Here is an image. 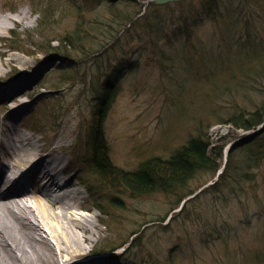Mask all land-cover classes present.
Instances as JSON below:
<instances>
[{"label": "rangeland", "instance_id": "obj_1", "mask_svg": "<svg viewBox=\"0 0 264 264\" xmlns=\"http://www.w3.org/2000/svg\"><path fill=\"white\" fill-rule=\"evenodd\" d=\"M65 1L0 0V127L10 123L39 139L44 149L62 143L60 134L68 133L63 136L68 148L56 147L54 152L66 170L57 180L63 184L70 176L73 184L62 191L77 189L76 199L84 209H76L74 215L85 222L91 238L83 245L91 252H103L92 256L91 262L73 264H264V179L260 175L264 166L256 175L258 184L246 183L250 191L243 194L231 186L216 191L209 184L180 209L176 194L154 191L137 196L98 184L86 165L95 122L92 101L100 84L114 72H121L120 85L100 122L114 164L136 169L145 158L167 157L190 137L200 135L209 140L208 154L218 168L225 165L235 142L259 128L243 130L231 120L264 99V0H219L215 19H201L196 26L193 40L197 44L201 39L204 56L191 48L185 50L187 58L179 53L177 62L169 63L161 51L150 49L155 45L149 46L147 36L142 41L137 35L128 36L107 45L106 50L116 46L101 58L75 59L69 67L76 66L77 74L68 81L59 75L67 69L62 66L66 58L52 53L64 45L60 38L71 29L76 14L83 13L84 21L88 16L105 18L108 6ZM140 3L143 8L155 5L149 0ZM49 4L57 23L46 33L39 16ZM226 5L230 14L225 13ZM40 33H46L52 53ZM175 37L170 36L173 44L180 42ZM248 39L251 44L244 43ZM128 62H135L133 70H124ZM1 163L7 167L12 161L4 158ZM209 175L189 179L180 195L199 189ZM203 190L207 191L202 194ZM114 192L118 207L105 214L94 207L93 198L105 204ZM39 230L54 241L43 223ZM64 260L58 255L51 264Z\"/></svg>", "mask_w": 264, "mask_h": 264}, {"label": "trees", "instance_id": "obj_2", "mask_svg": "<svg viewBox=\"0 0 264 264\" xmlns=\"http://www.w3.org/2000/svg\"><path fill=\"white\" fill-rule=\"evenodd\" d=\"M70 1L75 3L74 0H66L65 2L71 3ZM83 1L87 6L106 2L108 6L107 16L105 18L103 16H99V18L88 16L85 17L86 21H84L81 18L83 13L76 14L71 29L62 35L63 38H60V43L64 45L59 46L53 53L49 50L50 42L46 37V33L52 31L57 23L56 18L53 19L54 9L49 4L43 10H40L39 22L43 23L42 30L46 31V33H40L42 38L45 37V48L49 53L59 54L66 58L62 66H67V69L59 74L61 79L66 81L73 80L77 74L76 66L69 67V65L75 64V59L79 58L81 60L85 56L89 57L91 55L94 59L101 58V54L107 53L113 46L106 50L107 45L118 39L129 38L128 36L135 37L137 35L140 41L143 40L144 36H147L149 46L155 45L150 49L161 51V54L169 63H172L173 60L177 62L179 53L187 58L188 56L185 55L186 49L194 48L199 50L196 52L197 54L204 56L203 45L200 44L201 39L197 40L200 42H197V44L193 40L197 32L196 26L201 19H215L217 9H219L217 7L219 0H178L162 5L149 4L143 12V5L140 0ZM117 2H120L121 5L114 7ZM76 7L78 11H81L82 8L79 4H76ZM225 8V13L230 14L232 12L230 6L226 5ZM199 9L202 10V14H199ZM73 13L77 12L74 11ZM170 14H173V16H168ZM229 17H226V22H230ZM133 30H136V33ZM83 33L89 36V41L84 40L85 35H82ZM107 35L109 38L105 37ZM172 35L176 36L175 38L179 39L180 42L177 44L171 43L170 36ZM196 37L198 39L197 35ZM238 42L243 43V40ZM244 43L251 44L252 41L248 39ZM243 51L247 50L243 49ZM134 65L135 62H128L123 67L124 70H133ZM119 76H121V72H114L111 78L102 82L98 95L92 101V113L95 122L88 137L87 172L90 176H94L98 184H104L113 189L123 188L132 195L138 196L154 191H160L164 194H176L178 195L176 203H178L185 195L193 192V190H190L188 193L182 192L180 195L182 187L189 179L200 173L210 174L209 179L215 175L219 163L208 154L210 142L207 138L196 135L175 148L167 157L149 156L145 158L136 169L125 170L114 164L111 161L109 147L100 122L111 106L116 93L115 89L119 88ZM231 121L235 127L243 130L253 129L261 123H263V126L258 132L242 137L235 142L228 154L223 171L219 174L217 180L211 184L210 188L219 191L222 187L231 186L234 191L237 192L238 189H241L239 192L244 194L245 191L252 189L246 185L248 181L259 183L255 180L257 179L256 175L259 174V168L264 166V99L254 104L251 109L241 110ZM260 175L264 179V172H260ZM241 180L244 182L242 183ZM262 183H264V180ZM237 186L239 188L236 190ZM206 191L203 190L202 194ZM95 199L97 198H93L94 207L104 214L110 210V207L114 209L119 206L115 192L110 194L105 204H101ZM183 207H186V203ZM137 232L135 230L133 234ZM257 257L261 256L257 253Z\"/></svg>", "mask_w": 264, "mask_h": 264}, {"label": "bare ground", "instance_id": "obj_3", "mask_svg": "<svg viewBox=\"0 0 264 264\" xmlns=\"http://www.w3.org/2000/svg\"><path fill=\"white\" fill-rule=\"evenodd\" d=\"M67 135L60 134L62 143L44 149L39 139L14 125L0 127V149L4 150V154L0 152V264H51L58 255L65 259L62 264L93 261V249L83 245L91 239L85 222L74 215L76 209H84L76 199L77 189L62 191L73 184L70 176L63 184L57 180L66 170L54 152L56 147L68 148L70 144L63 138ZM4 158L12 164L3 166ZM40 223L50 231L53 242L42 235Z\"/></svg>", "mask_w": 264, "mask_h": 264}, {"label": "water", "instance_id": "obj_4", "mask_svg": "<svg viewBox=\"0 0 264 264\" xmlns=\"http://www.w3.org/2000/svg\"><path fill=\"white\" fill-rule=\"evenodd\" d=\"M149 1H151L154 4H163V3H166V2L178 1V0H149ZM220 172H221V170H219L217 172V174L220 173Z\"/></svg>", "mask_w": 264, "mask_h": 264}]
</instances>
